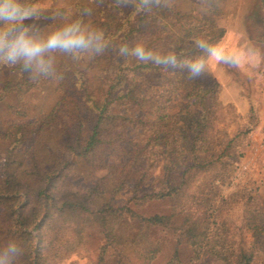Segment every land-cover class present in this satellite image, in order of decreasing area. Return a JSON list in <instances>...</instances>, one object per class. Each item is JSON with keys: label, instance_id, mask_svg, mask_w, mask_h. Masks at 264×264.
Instances as JSON below:
<instances>
[{"label": "trees", "instance_id": "1", "mask_svg": "<svg viewBox=\"0 0 264 264\" xmlns=\"http://www.w3.org/2000/svg\"><path fill=\"white\" fill-rule=\"evenodd\" d=\"M42 1L22 4L32 10L23 21L30 28L26 38L47 19ZM212 1L161 0L150 11L139 0L127 6L116 0L75 4L67 26L79 22L85 33L102 32L103 51H64L68 64L60 68L56 105L44 117L0 132V255L11 264H62L64 239L68 234L82 238L89 218L97 219L105 241L103 260L109 248L117 247L116 229L127 216L142 229L172 234L177 246L191 249L194 262L264 264V230L250 220L251 243L235 247L223 214L239 195L224 197L220 189L241 157L237 149L244 133L225 140L216 135L226 107L220 84L202 64L226 31L205 15L218 11ZM177 3L187 4V10ZM138 44L153 58L137 59ZM197 62L200 67L193 70ZM23 63L0 86V103L11 96L21 103L52 81L48 67L34 73L32 64L25 70ZM95 68L102 71L97 86L89 79ZM176 103L179 110L172 113ZM50 132L56 134L57 150L48 166L35 144L27 145ZM25 147L27 165L18 176L15 156ZM73 157L92 170H107V176L93 187L78 186ZM108 178L114 181V196L132 184L127 205L95 203L106 194ZM168 201L173 203L168 215L144 216L130 206Z\"/></svg>", "mask_w": 264, "mask_h": 264}, {"label": "rangeland", "instance_id": "2", "mask_svg": "<svg viewBox=\"0 0 264 264\" xmlns=\"http://www.w3.org/2000/svg\"><path fill=\"white\" fill-rule=\"evenodd\" d=\"M26 0H20L23 4ZM88 0H44L40 7L47 11V19L40 21L34 35L28 37L35 42L43 43L48 36L65 28L72 19L75 4H85ZM212 5L218 11H205V15L217 21L226 34L217 44L222 48L225 58L216 61L211 56L202 64V68L212 74L221 86L220 102L226 107L224 118L217 125L216 135L220 140L233 137L242 131V141L237 152L241 154L237 163L233 164V172L226 185L220 189L224 197L239 194L237 199L225 206L224 216L231 230L235 247L249 245L252 241L248 229L250 220L256 221L264 230V0H214ZM179 9L187 10L188 5L176 4ZM53 75L52 81L46 87L29 93L20 103L15 96L0 103V132L9 126L23 124L47 115L56 105L59 94L56 89L59 84L60 68L68 64L64 51L45 50L41 57ZM4 65L0 68V86L9 80L19 63ZM89 59H86V63ZM32 71H39L37 59L31 61ZM102 71L95 68L89 72V79L97 86ZM180 102V101H177ZM12 107L19 110L13 114ZM178 104H173L172 113L178 112ZM247 132V134H246ZM35 144L43 165L53 163V155L57 150L56 134L54 132L42 135L39 140L31 141L27 147ZM23 148L15 156L16 165L13 172L18 176L25 170V151ZM79 175L78 186L90 188L104 179L107 170H92L79 158H71ZM113 164L119 161L111 160ZM202 179L191 187V194L196 192ZM130 183L117 196L113 191L115 184L108 178L105 184L106 194L97 198L95 203L101 206L113 200L116 207L128 204L130 198ZM172 202L151 203L134 207L144 216L168 215L172 210ZM117 247L109 248L104 259L101 258V248L105 241L96 218H89L82 238L76 239L68 234L66 251L62 264H207L206 260L194 262L191 249L177 246L172 234L162 229H142L140 224L125 217L116 229ZM2 264L11 261L0 255Z\"/></svg>", "mask_w": 264, "mask_h": 264}, {"label": "clouds", "instance_id": "3", "mask_svg": "<svg viewBox=\"0 0 264 264\" xmlns=\"http://www.w3.org/2000/svg\"><path fill=\"white\" fill-rule=\"evenodd\" d=\"M136 2L137 0H116L120 6L135 5ZM160 3L161 0H139L140 7L149 11L153 5L159 6ZM31 15L32 10L22 5L20 0H0V52H3V55L0 56V63L16 65L21 58H25L23 68L29 70L31 61L36 58L40 68L48 71L45 61L40 58L45 50L59 49L65 52H82L94 48L97 53L103 51L104 45L100 42L103 33H85L79 22L52 32L43 43L26 38V33L30 28L23 25V21L30 18ZM125 51L126 49H121L122 53ZM133 55L144 61L153 58L151 53L146 52L142 44L136 46ZM210 55L216 61L225 58L224 50L219 47L211 49ZM156 62L166 61L157 59ZM192 67L193 70H196L200 67V63L197 62ZM9 251L14 253L15 246H10Z\"/></svg>", "mask_w": 264, "mask_h": 264}]
</instances>
